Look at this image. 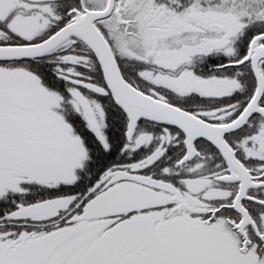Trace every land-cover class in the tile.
<instances>
[{"label":"snow or ice","instance_id":"6c2138e0","mask_svg":"<svg viewBox=\"0 0 264 264\" xmlns=\"http://www.w3.org/2000/svg\"><path fill=\"white\" fill-rule=\"evenodd\" d=\"M0 264H264V0H0Z\"/></svg>","mask_w":264,"mask_h":264}]
</instances>
